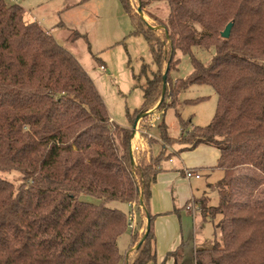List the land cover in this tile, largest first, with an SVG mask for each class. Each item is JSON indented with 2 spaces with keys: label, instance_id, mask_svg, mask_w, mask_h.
<instances>
[{
  "label": "trees",
  "instance_id": "trees-1",
  "mask_svg": "<svg viewBox=\"0 0 264 264\" xmlns=\"http://www.w3.org/2000/svg\"><path fill=\"white\" fill-rule=\"evenodd\" d=\"M163 1L166 22L149 13V24L132 3L143 13L150 0H119L131 23L128 37L144 39L155 66L152 71L143 63L134 75L144 80L142 104L127 119L134 122L156 105L163 114L176 111L180 93L194 85L213 88L216 108L210 123L192 132L191 121L181 120L177 138L167 135L162 121L163 144L149 140V161L135 164L132 130L110 121L79 62L37 22L25 23L20 5L0 0V173L21 176L18 186L0 176V264L180 260L189 239L157 262L150 214L151 187L173 156L166 145H177L178 153L200 145L220 152L214 166L221 172L213 187L217 205L192 203L214 230L212 246L196 249L193 264H264V0ZM229 23L230 34L222 39ZM194 47L213 51L209 63L193 55ZM177 53L190 58L192 71L173 80ZM81 195L98 202H84ZM113 202L132 207L124 212L110 207ZM132 211L140 222L129 230L122 253L118 240ZM172 213L180 219L179 209Z\"/></svg>",
  "mask_w": 264,
  "mask_h": 264
},
{
  "label": "rangeland",
  "instance_id": "rangeland-1",
  "mask_svg": "<svg viewBox=\"0 0 264 264\" xmlns=\"http://www.w3.org/2000/svg\"><path fill=\"white\" fill-rule=\"evenodd\" d=\"M132 4L133 12L138 13L136 12L137 4L135 2ZM149 13L166 22L169 14L168 6L163 0H150V3L143 9L142 17L151 24L152 21L147 15ZM89 16L92 17V21L87 19ZM131 29L130 20L123 11L119 0H91L82 7L80 24L75 26V28L61 30L55 36L57 44L73 55L91 79L94 88L98 91L107 109L110 121L115 125L130 128V130H132L134 122L127 119V113L132 116L141 107L142 90L140 86L144 82V80H135L134 75H139L138 73L143 63L148 64L150 70H155L153 60L148 51V44L141 37H128ZM192 53L203 63H209L213 51L206 53L194 47ZM176 58L180 59L178 72H171V78L173 80L185 79L192 71L190 58L180 53L176 54ZM101 61L104 62L105 70L99 68ZM196 98L204 99L195 104L184 103L186 100H195ZM216 101L217 94L213 88L194 85L180 93L176 107L178 115L174 109H168L163 114L161 110H158V105L148 110L151 113L138 121L139 134L134 133L130 141L134 163L136 164L140 159H144L146 162L149 161V140H156L159 144H163L159 137L158 129V125L162 121L165 122L167 135L177 138L181 131V120L191 121V126L188 127L189 132L193 130L192 125L194 127L208 125L214 114ZM177 147V145H166V149L170 152L171 149ZM159 150V145L152 147L154 155L159 154ZM167 163L168 160H165L162 166ZM217 173L213 174L208 182H213L221 176V172ZM0 176L7 181H11L15 186H18L21 181V176L16 171L0 173ZM198 182L203 183V188L206 190V186L204 187L205 178H200ZM215 183L211 184L207 192L201 196L198 197L199 194L196 192L194 196L204 201L207 206L213 207L217 205L219 198H217L216 190L213 188ZM80 200L92 203L98 202L89 195H81ZM109 206L120 208L124 212L128 211V207L120 202L110 203ZM180 215L181 219L177 215L176 219L182 230H184L185 240L189 233H192L193 237L191 240L194 244H189L190 248L186 256L187 262L192 264V245L200 242L199 237H201V243H204V245L197 246V249L211 247L213 230H211L210 223H203L202 215L199 212L193 216H185L182 211ZM219 218V216L216 217L213 224ZM136 222L139 224L140 217H136L135 224ZM129 239L130 232L129 229H126L118 240L120 252L123 253L127 249Z\"/></svg>",
  "mask_w": 264,
  "mask_h": 264
},
{
  "label": "crops",
  "instance_id": "crops-1",
  "mask_svg": "<svg viewBox=\"0 0 264 264\" xmlns=\"http://www.w3.org/2000/svg\"><path fill=\"white\" fill-rule=\"evenodd\" d=\"M10 1L23 8V20L25 23L37 22L55 39V36L61 30L75 28V26L80 24L82 7L91 0ZM87 19L92 21V17L90 16ZM103 63L101 61L100 66L104 67ZM103 70H105V67ZM192 127L194 126L192 125ZM178 150L179 147L171 149L173 156L165 166H162L163 171L157 175L156 181L151 187L150 214L155 215L153 231L157 262H161L168 252L175 251L185 239L184 230H182L181 225L176 219L177 216L172 213V210L179 209L180 212L183 211V215L185 216H193L198 213V209L187 208L186 206L189 204L191 206L193 201L198 200V197L207 192L209 186L221 177L213 182H208L213 174L220 172L214 169L220 156V152L214 147L200 145L194 150L181 151V153H178ZM186 171L198 173L200 177L197 179H185ZM203 177L205 178L204 187L206 186V190L203 188V183L198 182ZM195 192L199 194L197 198L194 196ZM127 207L129 211L132 206L127 205ZM132 212L137 217L136 213ZM203 223L205 224L207 221L203 220ZM210 225L211 230H213L211 223ZM191 234L187 235L189 242L186 245L187 248L184 250L182 258L177 261L174 257H168L165 261L166 264H190L187 262L186 256L190 248L189 244H194L191 240L193 238ZM199 241L197 244L192 245V264L194 251L198 248L197 246L204 245V243H201V237H199Z\"/></svg>",
  "mask_w": 264,
  "mask_h": 264
},
{
  "label": "water",
  "instance_id": "water-1",
  "mask_svg": "<svg viewBox=\"0 0 264 264\" xmlns=\"http://www.w3.org/2000/svg\"><path fill=\"white\" fill-rule=\"evenodd\" d=\"M136 12H138V14L142 16V11H140V9H137ZM231 27H232L231 23L227 24V26L225 27L224 31L221 33V38L222 39L228 38V36L230 34ZM152 29H155V28H152ZM165 87H166V74L164 73L163 78H162V89H163L162 99H163L164 92L166 90ZM150 113L151 112H148V113L146 112V113H143V114L139 115L138 117H136V119L134 120L133 128H132V136L135 133V128H136L137 124L139 123L138 121L140 119H143V118L147 117ZM132 136H131V138H132ZM131 157H132V162H134L132 153H131ZM145 231H146V234H145L144 238L149 233V221L148 220H147V226H146V230ZM141 242H142V240L136 245V248H138V246L140 245Z\"/></svg>",
  "mask_w": 264,
  "mask_h": 264
},
{
  "label": "built area",
  "instance_id": "built-area-1",
  "mask_svg": "<svg viewBox=\"0 0 264 264\" xmlns=\"http://www.w3.org/2000/svg\"><path fill=\"white\" fill-rule=\"evenodd\" d=\"M100 69L103 70L104 67L103 66H100ZM139 130H138V126H136V129H135V134H139ZM135 146V145H134ZM132 146H130V152L132 153ZM142 148V147H141ZM135 149H137V147H135ZM133 154V153H132ZM134 159V158H133ZM185 179H190V178H199L200 175L197 173H193V172H190V171H186L185 173ZM187 208H195L194 205L192 204L191 206H188ZM128 224H127V229L129 230H132L134 227H135V220H136V217L134 216V213L131 212L130 214H128Z\"/></svg>",
  "mask_w": 264,
  "mask_h": 264
}]
</instances>
